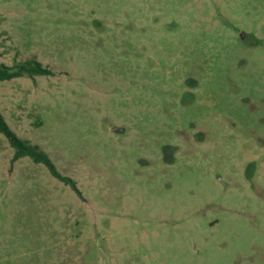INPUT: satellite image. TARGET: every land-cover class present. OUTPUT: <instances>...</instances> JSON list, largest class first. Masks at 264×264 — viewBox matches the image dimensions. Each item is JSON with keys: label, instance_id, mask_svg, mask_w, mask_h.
Here are the masks:
<instances>
[{"label": "rangeland", "instance_id": "374dc122", "mask_svg": "<svg viewBox=\"0 0 264 264\" xmlns=\"http://www.w3.org/2000/svg\"><path fill=\"white\" fill-rule=\"evenodd\" d=\"M28 58L0 109L81 195L0 133V264H264V0H0Z\"/></svg>", "mask_w": 264, "mask_h": 264}, {"label": "trees", "instance_id": "16d2710c", "mask_svg": "<svg viewBox=\"0 0 264 264\" xmlns=\"http://www.w3.org/2000/svg\"><path fill=\"white\" fill-rule=\"evenodd\" d=\"M52 71L36 58H28L18 61L13 65H7L0 62V80H8L15 77L51 74ZM0 133H3L14 148L13 159L23 156H30L35 162L45 164L50 172L61 181L69 184L74 191L81 195L76 181L67 175L62 174L49 154L41 149L37 144L31 143L29 140L20 137L9 125L0 109Z\"/></svg>", "mask_w": 264, "mask_h": 264}, {"label": "water", "instance_id": "95a60500", "mask_svg": "<svg viewBox=\"0 0 264 264\" xmlns=\"http://www.w3.org/2000/svg\"><path fill=\"white\" fill-rule=\"evenodd\" d=\"M240 36H241V37L244 36V31H243V30L240 32Z\"/></svg>", "mask_w": 264, "mask_h": 264}]
</instances>
